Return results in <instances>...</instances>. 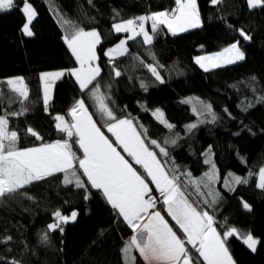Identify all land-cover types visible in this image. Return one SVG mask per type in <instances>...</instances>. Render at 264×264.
<instances>
[{
  "label": "trees",
  "instance_id": "16d2710c",
  "mask_svg": "<svg viewBox=\"0 0 264 264\" xmlns=\"http://www.w3.org/2000/svg\"><path fill=\"white\" fill-rule=\"evenodd\" d=\"M28 2L36 12L31 37L21 31L26 17L19 7L0 12V85L9 78L22 77L29 92L27 100L17 95L13 103H0V115H7L9 130L18 134V147L66 139V134L55 127V117L64 116L70 123L69 113L80 99L104 134L115 141L103 126L90 92L81 90L71 75L57 81L48 108L43 103L40 75L79 67L64 40L67 29H94L101 37L96 50L101 73L93 84L98 83L109 97L106 102L114 114L132 119L138 131L147 130L142 137L145 143L170 175L179 177L189 202L214 216L218 231L241 229L260 241L252 252L237 237H229L226 246L234 264H264V189L257 185L259 171L264 168V5L251 9L247 0H220L216 4L197 0L201 27L171 36L161 26L151 45L143 43L142 37L127 40V54L109 60L105 55L108 49L127 38L115 33L114 24L171 11L175 0ZM241 29L251 39L245 40ZM237 41L244 53L241 62L204 71L194 61ZM148 65L157 68L163 82L153 76ZM116 70L121 73L118 77ZM197 104L204 112H195ZM157 109L173 125L171 129L153 116ZM29 128L43 139L32 136ZM165 139L175 143L164 144ZM151 140L164 147L168 155L161 154ZM117 149L146 177L139 165ZM72 150L82 157L78 144L72 143ZM213 165L214 181L201 183L199 191L183 175L190 172L191 179L199 180L213 171ZM78 171L85 188L65 185L63 174L58 173L0 197V264H126L123 249L136 233L102 192L88 184L82 170ZM233 176L246 178L247 183L236 184ZM149 187L156 197L155 210L176 231L178 225L167 215L163 198L153 184ZM211 193L219 194L215 203ZM57 210L63 215L77 213L74 223L61 225L62 232L47 227L55 222L53 213ZM177 235L183 238L181 232ZM186 247L193 256L198 255L190 245ZM131 256L134 264H146L135 248Z\"/></svg>",
  "mask_w": 264,
  "mask_h": 264
},
{
  "label": "snow or ice",
  "instance_id": "6c2138e0",
  "mask_svg": "<svg viewBox=\"0 0 264 264\" xmlns=\"http://www.w3.org/2000/svg\"><path fill=\"white\" fill-rule=\"evenodd\" d=\"M219 2L220 0H212L213 4ZM247 3L250 8H256L264 5V0H247ZM175 5L176 7L171 11L154 12L114 24L115 32L129 33V35L127 39L121 40L115 47L108 49L105 55L111 59L117 54H126L127 40H135L137 37H142L143 43L151 45L154 35L161 30V26L166 27L172 35L201 26L197 0H175ZM17 7L26 17L21 31L31 37L33 32L30 25L36 16L31 3L28 0H21L18 5L17 0H0V12ZM148 21H151V34L145 27ZM63 23L68 24L67 21ZM239 31L245 40L251 39L242 29ZM64 40L79 65L77 68L67 70V74L75 77L81 90L90 92L97 112L104 122L103 126L115 137V141L110 140L97 125L83 99L78 100L72 107L69 113L70 123L64 116L55 117L57 121L55 127L66 134V139L24 149L18 147L17 132L9 130L7 115H0V197L15 193L26 185L45 180L56 173L63 174L65 185L74 183L77 188H85L87 185L80 178L78 171L82 169L88 184L102 192L111 207L136 233L123 249L128 264H134L135 258L131 256L133 248L139 251L146 264H234L226 245L229 237L240 235L237 229L228 228L221 233L214 226L213 215H210L208 211L198 210V207L189 202L188 196L178 182L179 177L175 173L170 175L157 153L142 138L146 136L147 130L138 131L137 125L130 118H117L106 102L109 97L101 92L98 83L93 84L101 73V68L96 63L98 60L96 47L101 43L100 33L94 29L85 31L78 26L70 27L67 29ZM243 59L244 53L240 51L237 41L213 55L197 57L196 63L208 71L210 68L220 67L225 63L233 64ZM148 67L153 76L163 82L157 68L152 65ZM64 75L65 71L41 74L43 99L46 106L50 100L52 85ZM120 75L121 73L116 70L115 76ZM6 84L12 92L18 94V98L28 99V87L22 77L9 79ZM90 85H92L91 88H89ZM141 86L146 88L144 84ZM207 107L210 110L211 106ZM19 114L12 113V115ZM152 114L169 129L173 127L163 118V113L159 109ZM27 132L38 140L43 139L31 128L27 129ZM70 141L79 145L82 157L77 156L72 150ZM150 143L159 148L161 154L168 155L166 149L156 140H151ZM168 143L174 144L175 140L165 139L164 144ZM117 148L122 149L150 179L146 180L145 175L139 173ZM206 162L210 163V161ZM183 175L188 177V183L195 185L196 190L199 191L200 184L214 181L216 173L213 165V171L205 173L199 180L191 179L190 172ZM232 181L236 184L247 183L246 178L235 176L232 177ZM149 184H154L160 197L163 198L162 202L167 215L178 225L176 231L160 211H150L156 207L157 201L156 197L151 195L152 189ZM258 186L264 189V168L259 171ZM211 195L212 203H215L219 194L211 193ZM85 198L87 199V196ZM205 203L208 201L206 200ZM243 207L250 206L244 203ZM53 215L55 222L47 227L49 230L59 229L61 232L62 224L70 220L74 221L77 217L75 211H72L70 215H63L57 210ZM177 231L182 233L183 238L177 235ZM47 238L45 234L44 240ZM241 238L252 251H255L257 244L260 243L250 233L243 234ZM186 245H190L198 255L193 256Z\"/></svg>",
  "mask_w": 264,
  "mask_h": 264
},
{
  "label": "crops",
  "instance_id": "0c3cea01",
  "mask_svg": "<svg viewBox=\"0 0 264 264\" xmlns=\"http://www.w3.org/2000/svg\"><path fill=\"white\" fill-rule=\"evenodd\" d=\"M201 20V19H200ZM145 27H146V29L149 31V33H150V30H151V21H148L147 23H146V25H145ZM164 27V26H163ZM166 30H167V28L166 27H164ZM199 28V27H198ZM191 29H193V28H190L189 30H191ZM115 31V30H114ZM167 32H168V30H167ZM188 32V31H187ZM116 34H119V35H123V36H128L129 35V33H117V32H115ZM171 36H176V35H178L179 33H177L176 35H172L170 32H168ZM151 34V33H150ZM183 34V33H182ZM180 35V34H179ZM125 39H127V38H125ZM100 44H98L97 45V47H96V50H97V48H98V46H99ZM115 47V46H114ZM127 52H128V49H127ZM127 54V53H126ZM126 54H124V55H126ZM213 54H215V53H213ZM212 54V55H213ZM124 55H115L114 57H112L111 59L107 56V58L109 59V60H115V59H117V58H119V57H122V56H124ZM201 57V56H200ZM197 58V57H196ZM196 58H195V60L194 61H196ZM244 60V59H243ZM243 60H241V61H243ZM241 61H237V63L238 62H241ZM96 63H97V61H96ZM196 63V62H195ZM197 64V63H196ZM225 64H227V63H225ZM235 64V63H234ZM199 67H200V65L199 64H197ZM224 65V64H223ZM232 65V64H231ZM228 66V65H227ZM221 67H223V66H220L219 68H221ZM225 67V66H224ZM201 68V67H200ZM202 70H204L203 68H201ZM217 69V68H216ZM205 71V70H204ZM208 71H210V70H208ZM65 75H68L67 74V71H65ZM64 75V76H65ZM63 76V77H64ZM40 77H41V75H40ZM74 79H75V77L74 76H72ZM62 78V77H61ZM60 78V79H61ZM60 79H58V80H60ZM40 80H41V78H40ZM58 80H56L55 82H54V84L52 85V87H51V90H50V100H49V103H48V105L46 106L45 104H44V106H45V108H48V106L50 105V103H51V101H52V99H53V93H54V88H55V85H56V83H57V81ZM75 81H76V79H75ZM77 82V81H76ZM41 84H42V97H43V81L41 80ZM77 84H78V82H77ZM79 85V84H78ZM7 90V91H6ZM4 91H6V92H4ZM17 95L18 94H16V93H14V92H12L11 91V89L9 88V86L6 84V81L3 83V84H1L0 85V103H5V102H9V103H13L15 100H16V97H17ZM10 97L9 98V100H7L8 98H6V97ZM43 103H44V99H43ZM56 174H58V173H56ZM37 182V181H36ZM34 183V182H33ZM30 185V184H29ZM257 185H259V176H258V182H257ZM26 186H28V185H26ZM25 186V187H26ZM258 188L259 189H261L259 186H258ZM21 190V189H20ZM19 191V190H18ZM237 231H238V233H240V234H246V233H249L248 231H243V230H241V229H237ZM257 247H258V244H257V246H256V249H257ZM251 250V249H250ZM252 251V250H251ZM256 251V250H255ZM255 251H252V252H255Z\"/></svg>",
  "mask_w": 264,
  "mask_h": 264
},
{
  "label": "rangeland",
  "instance_id": "374dc122",
  "mask_svg": "<svg viewBox=\"0 0 264 264\" xmlns=\"http://www.w3.org/2000/svg\"><path fill=\"white\" fill-rule=\"evenodd\" d=\"M259 7H261V6H258V7H256V8H259ZM251 9H255V8H251ZM55 13V12H54ZM34 20V19H33ZM31 26V25H30ZM201 27V26H200ZM194 29H197V28H193V29H191V30H194ZM191 30H188V31H191ZM187 32V31H186ZM179 34H182V33H185V32H178ZM67 34V33H66ZM178 34V35H179ZM27 37V36H26ZM29 37V36H28ZM125 39V38H124ZM123 39V40H124ZM126 47H127V45H126ZM118 55V54H117ZM210 55H212V54H210ZM205 56H207V55H205ZM200 57V56H199ZM196 62V61H195ZM237 63V62H236ZM234 64V63H233ZM227 65H231V64H224V65H222L223 67L224 66H227ZM216 68H219V67H216ZM216 68H210L209 70H212V69H216ZM54 72H56V71H54ZM46 73H50V72H46ZM15 78H17V77H14V78H9V79H15ZM9 79H7V80H9ZM6 80V81H7ZM201 111L202 112H204L200 107H199V104H197L196 106H195V112L196 113H201ZM109 133V132H108ZM110 135H111V137L115 140V137H113L112 136V134L111 133H109ZM118 150V149H117ZM126 154V153H125ZM122 155V154H121ZM127 155V154H126ZM82 170V169H81ZM150 179V178H149ZM179 182V181H178ZM180 183V182H179ZM154 185V184H153ZM155 186V185H154ZM246 209H249V208H246ZM151 212H154V211H156L155 210V208L154 209H151L150 210ZM76 219H77V217H76ZM76 219L74 220V221H72V220H70L68 223H66V224H72V223H74L75 221H76ZM146 222V221H145ZM240 234V233H239ZM241 236H242V234H240V235H238V236H234V237H237L239 240H241L242 242H243V239L241 238ZM247 246V245H246ZM137 250V249H136ZM138 251V250H137ZM138 253H139V251H138ZM141 258L143 259V257L141 256ZM124 260H125V263L126 264H128V260H127V257L124 255ZM145 262V261H144ZM146 263V262H145Z\"/></svg>",
  "mask_w": 264,
  "mask_h": 264
}]
</instances>
